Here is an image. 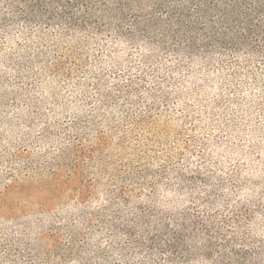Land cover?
Returning a JSON list of instances; mask_svg holds the SVG:
<instances>
[{"label":"rangeland","instance_id":"obj_1","mask_svg":"<svg viewBox=\"0 0 264 264\" xmlns=\"http://www.w3.org/2000/svg\"><path fill=\"white\" fill-rule=\"evenodd\" d=\"M148 209L264 239V57L0 23V264H101Z\"/></svg>","mask_w":264,"mask_h":264},{"label":"trees","instance_id":"obj_2","mask_svg":"<svg viewBox=\"0 0 264 264\" xmlns=\"http://www.w3.org/2000/svg\"><path fill=\"white\" fill-rule=\"evenodd\" d=\"M0 23L90 33L191 59L220 53L264 57V0H4ZM236 60V59H235ZM123 188H121L122 190ZM124 190V189H123ZM124 194V192H121ZM238 218L197 211L113 216L124 241L99 247L101 264H264V239ZM119 235V234H118ZM86 264H97L92 258Z\"/></svg>","mask_w":264,"mask_h":264}]
</instances>
